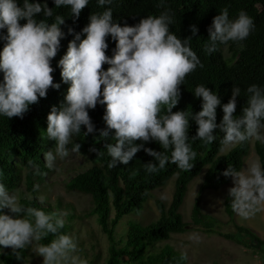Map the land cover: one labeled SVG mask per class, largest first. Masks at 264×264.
I'll list each match as a JSON object with an SVG mask.
<instances>
[{
    "label": "clouds",
    "instance_id": "1",
    "mask_svg": "<svg viewBox=\"0 0 264 264\" xmlns=\"http://www.w3.org/2000/svg\"><path fill=\"white\" fill-rule=\"evenodd\" d=\"M95 2L103 11L92 12L80 32L73 34L72 29L68 30L73 39L56 65L68 87L63 102L59 107L52 106L46 117L43 132L54 143L43 153L45 168L55 170L58 158L62 160L69 152H79L81 144L72 143L74 136L85 137L96 131L110 157L108 168L128 165L143 150L153 158L143 164L146 174H155L166 164L189 171L197 157L193 143H213L218 138L214 134L217 129L223 133L219 136L223 147L249 140L251 144V139L264 143V85L253 83L244 89L246 105L238 116L233 114L241 88L235 84L228 102L223 104L217 92L198 84L192 93L200 99L201 110L194 114L172 111L181 98L180 86L185 77L203 67L190 46L198 32L196 25L189 26L191 36L181 39L170 31L174 14L164 6L165 0H158L156 6L164 8L159 15H148L132 26H121L113 20V0ZM52 3L57 9L67 8L75 21L89 0H52ZM41 14L43 19H37ZM52 16L53 9L46 2L22 0L20 4L18 0H0V40L4 41L0 49V117L22 118L30 105L46 97L50 87L59 88V84L53 83L51 61L65 35L60 28L64 16L56 15L49 22ZM254 29V20L246 11L240 10L232 19L228 8H222L207 28L204 51L211 54L218 44H240ZM106 38L115 42L111 56L105 54ZM103 64L109 66L107 70L102 69ZM97 105L104 106L105 127L100 130L89 116V110ZM218 106L223 112L219 124ZM189 121L197 126L191 139ZM150 141L158 143L163 151L145 147ZM89 151L97 149L92 147ZM29 164L33 175L43 174L38 165L31 161ZM222 174L232 178L228 198L237 216L248 219L264 210V164L253 160L243 170L228 166ZM4 209L10 214H5ZM64 215L22 205L16 192L0 182V253L10 248L20 260L22 251L30 246L32 252L43 258V264H87L76 255L75 237L60 231L65 224ZM49 235L53 238L48 243H38ZM188 238L197 243L200 240L195 232Z\"/></svg>",
    "mask_w": 264,
    "mask_h": 264
},
{
    "label": "trees",
    "instance_id": "2",
    "mask_svg": "<svg viewBox=\"0 0 264 264\" xmlns=\"http://www.w3.org/2000/svg\"><path fill=\"white\" fill-rule=\"evenodd\" d=\"M18 2L22 4V0ZM30 2H46L48 7L53 9V16L48 18L49 22L54 20L56 15L64 16V23L60 25V28L65 35L60 41L56 56L51 61V66L54 68V72L51 73L53 83L60 86L58 89L50 87L46 97L38 98V102L30 105L22 118L0 117V182L16 192L22 205L39 207L46 213L53 211L59 213L63 212L65 205L60 199L53 203L51 197L45 194L54 186L49 183L48 177L55 171L45 168L43 156V153L49 150L54 143L49 141L43 132L47 126V114L52 106L59 107L63 102L68 87L62 82L60 69L56 65L65 54L69 41L73 39V35L69 34L68 30L72 29L73 34L80 32L87 25L89 15L92 12L103 11V7L98 6L95 0H89V4L81 10L79 18L74 21L67 8H55L52 0H30ZM157 3L158 0H113L111 5L113 20L121 26L124 24L132 26L142 17L159 15L164 8H158ZM164 6L174 14L170 31L175 32L181 39L191 36L190 25L197 26V35L192 37L190 46L203 65L185 77L184 83L180 86L181 98L172 111H189L194 114L201 110L200 99L194 97L192 93L198 84H204L210 90L217 92L222 104L228 102L235 84L241 88V96L237 97L236 111L233 115H240L242 108L246 105V97L243 96L244 89L253 83L264 85V0H165ZM225 7L228 8L229 18L232 19L240 10L246 11L253 18L255 29L242 43L218 44L215 52L206 54L204 44L208 39L207 28L213 17ZM37 19H43L42 14L38 15ZM20 23L23 24L24 21ZM106 42L108 49L105 54L111 56L115 42L110 38H106ZM3 46L4 41L0 40V49ZM226 50L231 54L230 57H226ZM108 67L107 64L102 65L103 70H107ZM0 79H2V74H0ZM103 111L104 106L102 105L89 110V116L97 130L105 127L102 120ZM216 113V122L219 124L223 116L219 106ZM196 127L193 121H189L188 136L190 139L195 135ZM84 131L82 126L81 133ZM214 134L218 135V138L211 144L204 145L200 141L193 143L197 157L192 161L194 164L192 169L183 171L176 168L174 164H166L163 170L155 174L145 173L143 164L153 158L143 150L139 151L128 165L117 164L116 167L110 169L107 166L110 157L104 149L105 142L98 138V131L85 137L78 134L72 138V143L81 144L77 153L86 158L88 167L66 184V190L88 196L91 199L93 209L89 215L97 217L101 231L108 241L105 264H187L185 254L168 244L160 245L170 241L173 235L186 233L189 225H195L204 233L217 235L244 247H248L247 239L253 240L258 244L261 256H264V239L236 222V214L231 209L228 192L224 198V211L227 222L233 224L235 232H221L218 228L223 223L203 211L204 194L209 191L217 192L228 186L232 178L225 177L222 173L228 166L242 170L251 150L249 140L237 145L228 154L222 155L221 149L224 147L219 143V136L222 137L223 133L217 129ZM108 142L114 143V141ZM71 146L70 143L68 147L71 148ZM92 147H95L97 152L89 151ZM145 147L163 151L156 142L150 141L145 144ZM254 150L260 163L264 164V143L256 140ZM29 161L38 165L43 174L33 175ZM204 171V182L194 201L191 222L187 223L180 210L191 182ZM174 177L175 187L171 203L166 204L162 200L155 202L160 212L159 219L147 226L135 220L128 221L122 231L121 220L128 215L139 214L144 205L153 198L154 192L165 187ZM37 185L38 188L35 187ZM3 211L5 214H10L7 209ZM64 220V227L60 231L69 234L74 227L75 215L72 212L65 213ZM52 238L49 235L39 243L46 244ZM21 256L22 258L17 260L9 250L7 253L0 254V261H3V264H28L27 249L22 251ZM93 263L95 262L90 261L89 264Z\"/></svg>",
    "mask_w": 264,
    "mask_h": 264
},
{
    "label": "rangeland",
    "instance_id": "3",
    "mask_svg": "<svg viewBox=\"0 0 264 264\" xmlns=\"http://www.w3.org/2000/svg\"><path fill=\"white\" fill-rule=\"evenodd\" d=\"M226 57L231 54L226 50ZM255 140L251 139V150L246 157L244 167L246 164L259 158L255 153ZM239 145V144H238ZM237 145L224 147L222 155L228 154ZM88 161L79 153L69 152V155L64 159H57L56 168L53 174L48 177L49 183L53 184L46 195L51 197V201L55 203L60 199L65 205L63 207L64 213H73L75 215V223L69 235L75 237L78 245L76 255L80 259L87 261H94L93 264H105L107 259L108 241L106 235L101 231V227L97 222L96 216H90L93 209V204L88 196L80 195L75 192H68L66 184L77 174L85 171L88 167ZM260 162V161H259ZM243 167V168H244ZM243 170V169H242ZM205 171L191 182L189 192L186 196L184 204L180 210L183 219L191 222V213L195 198L199 191L201 184L204 182ZM175 187V177L169 183L154 192V196L145 205L139 214H131L121 220L120 228H125L128 221L135 220L138 223L147 226L153 221L158 220L160 212L156 207V200H162L166 204L172 201V195ZM233 187L231 182L217 192H206L203 196L202 208L205 213L214 216L223 224L218 228L224 233H233L235 228L232 223H227V216L224 211V198L228 189ZM164 199H161V197ZM81 216V219L79 217ZM236 222L247 228L253 230L259 237L264 239V210L257 212L254 216L248 219H242L236 215ZM121 229H118L121 231ZM198 233L200 236L199 242L189 240L191 233ZM39 243V242H38ZM168 244L174 247L177 251L186 255L187 264H264V256L259 252V246L253 240L247 239L248 247L236 245L227 241L217 235L207 234L200 231L195 225H189L186 233L173 235L170 241L163 243L160 246ZM28 251V264H43V258L31 251V247L26 248ZM10 248L3 249V253H7ZM25 264V263H24Z\"/></svg>",
    "mask_w": 264,
    "mask_h": 264
}]
</instances>
